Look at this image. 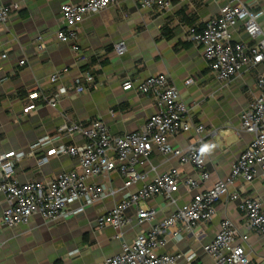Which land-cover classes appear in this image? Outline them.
I'll return each instance as SVG.
<instances>
[{
    "label": "crops",
    "instance_id": "0c3cea01",
    "mask_svg": "<svg viewBox=\"0 0 264 264\" xmlns=\"http://www.w3.org/2000/svg\"><path fill=\"white\" fill-rule=\"evenodd\" d=\"M80 1L0 0V4L19 3V8L0 26V151L27 152L44 135L51 137L16 163V179L19 182L49 179L78 168V159L67 154L52 155L47 162L38 163V157L53 146L84 143V137L78 133L55 134V129L64 122L98 118L112 134L139 130L156 107L152 95L139 92L138 85L156 74L169 77L188 105L192 121L204 125L205 169L209 179L196 189L180 185L172 193V203L161 194L150 197L145 205L156 209L150 221L138 223L135 206L128 208L129 222L118 238L111 225L97 227L95 218L106 214L120 200L121 190L65 220L43 221L39 215H33L27 223L11 227L0 224V264L99 262L117 253L122 242L131 241L137 233L147 231L188 202L196 190L225 177L252 138L251 133L239 129V115L259 93L256 74L264 69V61L249 69L242 68L230 81L222 83L211 73L201 47L185 38L187 27L200 29L228 0H172L169 9L162 12L142 7L137 0H118L78 25L77 50L73 51L70 43L56 39L55 32L62 27L60 5ZM237 1L262 12L258 22L264 32V0ZM39 35L43 41L41 50L36 47ZM232 39L252 43L240 23L234 27ZM119 40L126 42L123 55L113 51V44ZM61 68L67 69L60 77L64 84L83 69L92 73L94 84L80 93L62 97L56 107L40 103L35 110L23 114L27 93L33 89L51 92L54 84L49 81V75ZM188 77L193 78L192 83L185 82ZM126 79L131 80L132 87L122 89ZM194 136L193 129L182 130L169 136L168 141L172 146L185 148ZM135 168L146 177L129 187L132 192L171 168L195 174L191 163H180L178 157L162 154L155 148L146 157H139ZM87 181H105L119 189L123 177L112 171L108 176L99 175ZM233 191L259 198L264 205V175L260 168L256 167L251 181L239 177L229 185L228 194L215 202V215L209 221L199 224L192 232L181 231L179 237L164 236L157 252L179 254L175 264H215L211 256L199 251L218 231L221 220L229 218L240 233L246 231L238 200L230 196ZM5 205V196L0 193V217ZM236 241L244 244L249 264H264V239L260 235L249 231L245 241L239 238ZM193 251L198 256L186 260Z\"/></svg>",
    "mask_w": 264,
    "mask_h": 264
},
{
    "label": "built area",
    "instance_id": "2783aa9c",
    "mask_svg": "<svg viewBox=\"0 0 264 264\" xmlns=\"http://www.w3.org/2000/svg\"><path fill=\"white\" fill-rule=\"evenodd\" d=\"M118 0H81L63 2L60 5L62 27L55 32L58 41L68 42L73 51L77 50L78 25L90 15L116 3ZM140 6L157 11L169 9L172 0H137ZM19 8V3L0 4V26L9 15ZM260 10L253 9L237 0L221 4L216 14L207 18L200 29L187 27L185 38L201 47L211 73L222 83L235 77L242 68L249 69L264 61V32L258 22ZM240 23L250 37V45L232 39L234 27ZM37 49L43 48L42 37H37ZM116 55L126 52V42L119 40L113 44ZM20 64L23 60L19 61ZM66 68L49 75L54 88L49 93L31 90L22 106V113L33 111L42 103L56 107L62 97L69 93H80L94 84V77L88 69L78 71L67 84L60 81ZM188 77L185 82L192 83ZM258 95L240 112L239 129L252 135L247 146L232 163L229 173L218 178L203 190H196L191 199L178 206L173 212L147 231L135 235L131 241H124L120 250L94 264H175L179 254L158 253L163 237H179L181 231L192 232L199 224L209 221L215 215V202L228 194V187L236 178L251 181L256 175V167L264 175V69L256 74ZM132 87L130 79L122 82V89ZM139 92L152 95L156 110L146 118L139 130L122 134H112L107 125L98 118L85 121H68L55 129L56 135L80 134L85 141L82 145L64 144L53 146L38 157V163L47 162L52 155L67 154L78 159V168L62 171L49 179H30L19 182L15 177V165L33 148L50 139L44 135L30 145L29 151L9 149L0 151V193L5 196L6 205L0 217L2 226L27 223L33 215L43 221L65 220L85 207L102 201L121 190L122 196L106 214L95 218L97 227L111 225L115 237H120L122 228L129 222L128 208L135 206L138 223L150 221L156 209L145 205L150 197L161 194L167 201L174 202L172 193L184 185L196 189L209 179L205 169V136L203 124L192 121L189 107L181 98L177 87L166 74L150 75L138 85ZM193 129L195 136L185 148L172 146L168 137L182 130ZM155 148L162 154L178 157L180 163H191L195 174L184 173L171 168L155 175L143 183L135 192L129 187L146 177L135 168L139 157H146ZM117 171L122 177L119 189L110 187L105 181L88 182V178L108 176ZM232 199L238 200V207L245 217L244 233H240L229 218L220 222L213 238L203 244L200 253L211 256L215 264H249L250 259L242 242L249 231H254L264 239V205L259 198L241 196L233 191ZM76 251L70 252V254ZM198 252L193 251L186 260H193Z\"/></svg>",
    "mask_w": 264,
    "mask_h": 264
}]
</instances>
